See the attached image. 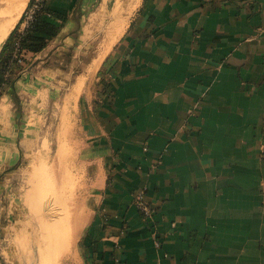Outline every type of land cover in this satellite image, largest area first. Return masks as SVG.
<instances>
[{
	"label": "crops",
	"instance_id": "0c3cea01",
	"mask_svg": "<svg viewBox=\"0 0 264 264\" xmlns=\"http://www.w3.org/2000/svg\"><path fill=\"white\" fill-rule=\"evenodd\" d=\"M47 6L56 33H37L44 44L23 49L0 92V182L38 141L47 99L82 76L71 101L95 196L87 263L264 264V0Z\"/></svg>",
	"mask_w": 264,
	"mask_h": 264
},
{
	"label": "rangeland",
	"instance_id": "374dc122",
	"mask_svg": "<svg viewBox=\"0 0 264 264\" xmlns=\"http://www.w3.org/2000/svg\"><path fill=\"white\" fill-rule=\"evenodd\" d=\"M47 100L38 141L13 158L0 182L1 264H39L41 248L57 241L51 226L63 216L65 246L55 263L88 264L80 238L95 196L82 149L78 99L69 103L60 95ZM76 216L81 221L75 231Z\"/></svg>",
	"mask_w": 264,
	"mask_h": 264
},
{
	"label": "bare ground",
	"instance_id": "6f19581e",
	"mask_svg": "<svg viewBox=\"0 0 264 264\" xmlns=\"http://www.w3.org/2000/svg\"><path fill=\"white\" fill-rule=\"evenodd\" d=\"M26 3L27 0H0V46L2 42L5 40V38L8 36L11 29L16 24L18 19L20 18L23 10L25 9ZM116 14L117 12L113 13V16H115ZM116 18H117L116 22L114 23L112 29L109 31L110 41L107 44V46L111 44L117 33L122 29V27H124L123 25L125 22V17H123V14L121 15V13L118 12ZM101 56L102 54H100L96 59H94L92 65L93 71L95 70L94 68H96V66L98 65ZM82 82H83V77L80 76L77 79L76 84L74 83L75 85L73 86L71 92L68 94L67 96L68 100L71 101L72 99L77 97L76 95L79 92ZM74 220H75L74 230L76 231L79 222L81 220L79 216H76ZM66 224H67V219L66 217L63 216L60 217L59 221H57L53 226H51L52 231L54 233L53 237H55L57 241H55L54 243V241L51 240V242L54 243L53 246L48 247L47 245L46 249L43 247L41 248L42 252L39 251L40 253L39 264H56L55 263L56 258H58L60 250H62V248L65 246L66 234H64V229Z\"/></svg>",
	"mask_w": 264,
	"mask_h": 264
},
{
	"label": "trees",
	"instance_id": "16d2710c",
	"mask_svg": "<svg viewBox=\"0 0 264 264\" xmlns=\"http://www.w3.org/2000/svg\"><path fill=\"white\" fill-rule=\"evenodd\" d=\"M32 0H29L26 7H29ZM47 13L51 15L52 9L47 6V3L35 12L34 19L31 22L30 27L24 32L23 35L19 36L20 49L25 50H39L44 44V39L37 35V33H45L53 35L56 33L57 26L50 22L47 17ZM18 23L6 39L1 51H0V92L4 87L11 81V73L15 64L11 65V60L14 51V42L18 38L16 27Z\"/></svg>",
	"mask_w": 264,
	"mask_h": 264
},
{
	"label": "built area",
	"instance_id": "2783aa9c",
	"mask_svg": "<svg viewBox=\"0 0 264 264\" xmlns=\"http://www.w3.org/2000/svg\"><path fill=\"white\" fill-rule=\"evenodd\" d=\"M48 0H32L29 7H25L23 13L21 14L20 20L16 27V32L18 38L14 42V51L11 60L12 64H21L23 62V49H20L19 36L23 35L24 32L30 27L31 22L34 19L35 12L39 10L44 3L46 4ZM135 204L145 218H149L153 213V207L150 201L146 197L145 190H139L134 196Z\"/></svg>",
	"mask_w": 264,
	"mask_h": 264
}]
</instances>
